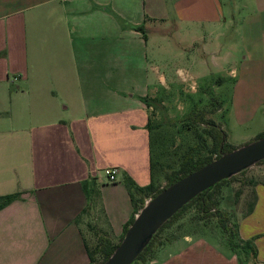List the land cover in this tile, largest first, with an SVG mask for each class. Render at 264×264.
Here are the masks:
<instances>
[{"label": "crops", "instance_id": "0c3cea01", "mask_svg": "<svg viewBox=\"0 0 264 264\" xmlns=\"http://www.w3.org/2000/svg\"><path fill=\"white\" fill-rule=\"evenodd\" d=\"M163 7L160 0H0V195L18 193L0 208V264H88L85 235L73 219L88 206L92 185L102 217L94 218L89 204L84 221L112 242L119 238L132 206L117 178L149 181L150 77L171 87L156 66L146 67L147 36L134 27L162 19L154 13ZM171 9L184 52L197 46L201 63L209 59L213 67L233 45L230 32L221 45L224 30L234 31L223 12L259 13L264 28V0H173ZM255 62L259 71L239 72L233 91L250 85L264 93V55ZM179 73L180 82L182 73L193 84L198 78ZM214 82L223 83L220 76ZM259 99L239 102L240 112L247 106L253 113L264 94ZM107 167L116 170L113 182L105 181ZM256 189L237 233L253 238L264 264V186ZM179 222L164 229L149 260L136 264H237L233 252L181 231Z\"/></svg>", "mask_w": 264, "mask_h": 264}, {"label": "rangeland", "instance_id": "374dc122", "mask_svg": "<svg viewBox=\"0 0 264 264\" xmlns=\"http://www.w3.org/2000/svg\"><path fill=\"white\" fill-rule=\"evenodd\" d=\"M160 1L164 7L161 10L158 9L154 14L162 19L147 20L143 33L147 36L146 67L148 68L150 64L156 66V70L171 80L170 89L164 90L163 86L156 81L157 78L151 76L155 85V91L151 94L155 98L148 100L151 106L149 110L152 130L151 157L155 163L152 175L155 184L163 186L165 184L163 173L177 168L182 154L188 147H194L203 139L208 146L210 145V139L204 132L203 124L191 123L190 128L184 124L188 121L187 114L192 110L218 108L212 113L206 114L205 117L211 118L220 126L224 132L225 142L234 147L253 140L256 134L264 128V104L255 109L253 113L250 110V115L249 112L246 114L249 107L246 106L243 109V115L239 109V102L242 103V100L249 105L260 100L259 98L264 93L255 91V88L250 85H242L241 87L244 88L242 91L232 90V84L239 78V72L242 73L249 68L254 72L259 71L255 60L264 55V28L260 27L261 22L257 19L259 13L244 10L234 13L223 12V16L231 20L230 23L234 31H231L230 28L224 30V34L221 36V45L223 46L224 37L228 35V32L231 33V36L234 35L231 39L233 45L230 53L215 61L218 65L213 67L210 65L209 59H205L204 64L201 63L197 46L194 49L186 48L184 52L181 23L176 20L175 12L171 9L173 0ZM165 28L168 31L163 33ZM205 30L208 31V27ZM220 48L222 47L220 46ZM231 67H235L233 75L227 73ZM183 69H187L193 77L198 75L194 84L193 79L183 73V81L180 82L179 72ZM253 74L256 77L262 76L261 72ZM218 76L223 81L220 85H216L214 82ZM126 79L130 80L131 78L127 77ZM239 97H242L240 101ZM197 154L205 155L207 150H200ZM197 154L195 153V155ZM117 180L122 181L118 178ZM251 181L255 184L253 185ZM257 185L264 186V161L248 167L241 176L219 188L218 205L215 208L225 213L226 223L231 230L233 223L236 222L238 225L242 217L241 214L246 210L247 202L251 199L252 188L256 196ZM98 187L101 186L98 185ZM98 196L100 195L98 194L96 197L98 198ZM94 198L91 202L93 215L94 218L96 216V219H101L102 211L98 205H95ZM212 213L203 215L197 211L195 205H191L175 222L180 221L177 227L181 231L202 234L209 241L227 251L229 250L226 244L227 234L221 230ZM82 219L80 223L82 231L85 238L91 243L93 233L86 225L87 220L84 221V217ZM189 220L190 223L187 222ZM162 233L164 234V230Z\"/></svg>", "mask_w": 264, "mask_h": 264}, {"label": "trees", "instance_id": "16d2710c", "mask_svg": "<svg viewBox=\"0 0 264 264\" xmlns=\"http://www.w3.org/2000/svg\"><path fill=\"white\" fill-rule=\"evenodd\" d=\"M135 30L140 31L143 34L142 27L140 25H137L134 27ZM144 37V35H142ZM219 107V106H218ZM218 108L214 109L217 110ZM213 109H195L192 110L187 114V122L184 124L187 128L191 127V123H200L205 126L204 132L207 134V136L210 139V145L208 146L204 139L201 140L199 144L195 145L194 147H188V149L185 151L184 154H182L180 161L178 162V166L176 169L169 170L163 173L165 185L175 181L176 179L180 178L181 176L189 173L190 171L200 167L206 162H209L212 158H215L219 155V151H228L234 146L229 145L225 142V136L224 132L220 128L219 125H217L211 118L205 117L206 114H210L214 111ZM146 126L150 130L149 135V181L144 186H138L136 185L132 179H130L127 175H124L122 177V182L127 190L128 198L130 201V204L132 206V212L130 217L124 222L122 226V231L117 239L116 242H112L108 236L103 234H98L92 227V225L89 222H86L87 227L92 231L93 233V240L90 243L83 235V245L84 249L88 258V264H98L105 260L108 255L111 253L115 245L120 241L122 238L127 226L131 223L134 214L137 212V210L141 207L143 201L153 196L155 193H157L161 187L158 186L154 182V178L152 175V168L154 167V161L151 157V125L149 120L146 123ZM264 136V130L256 134L254 138H258ZM207 150V154H197L200 150ZM195 153L197 155H195ZM264 159L257 162V164L263 162ZM245 170L239 172L236 175L231 176L228 179L221 180L217 182L211 189L204 190L197 194L195 197H193L188 203L183 205L175 214H173L166 222H164L161 227L157 230V232L154 234V236L151 238L147 246L142 250V252L135 258V260L132 262V264H136L137 261H145L149 260L151 257V252L153 249L163 242V239L161 237L162 230L170 226L172 223L175 222L177 218L191 205H195L198 212H200L203 215H207L209 212H213L212 215H214L217 219L218 225L221 228L223 232L227 234L226 244L228 249L233 252L236 255L237 258V264H258V261L256 259V248L253 243V238L248 239H241L238 236L237 233V224L236 222L233 223V229L231 230L230 227H228L227 217L225 213L219 211L215 207L218 205V191L219 188L236 179L238 176H241ZM251 183L254 185L251 181ZM253 187V186H252ZM89 203L88 206L83 209L80 213H78L74 217L75 223H81L82 218L86 216L87 210L89 209L90 202L93 201V198L98 195L97 187L92 185L88 188V191L86 192ZM251 199L247 202L246 210L241 214V216H245L248 213L251 212L253 205L256 200V196L254 193V190L252 188L251 191ZM18 195L17 192L8 193L4 195H0V208L13 200ZM97 198V197H96ZM95 199V198H94ZM190 223L191 221H187Z\"/></svg>", "mask_w": 264, "mask_h": 264}, {"label": "water", "instance_id": "95a60500", "mask_svg": "<svg viewBox=\"0 0 264 264\" xmlns=\"http://www.w3.org/2000/svg\"><path fill=\"white\" fill-rule=\"evenodd\" d=\"M264 159V136L253 138L219 155L209 162L163 186L146 198L134 214L122 238L108 257L98 264H132L151 238L173 214L193 197L211 189Z\"/></svg>", "mask_w": 264, "mask_h": 264}, {"label": "built area", "instance_id": "2783aa9c", "mask_svg": "<svg viewBox=\"0 0 264 264\" xmlns=\"http://www.w3.org/2000/svg\"><path fill=\"white\" fill-rule=\"evenodd\" d=\"M102 172L106 182H113L115 180L116 170L114 168L107 167Z\"/></svg>", "mask_w": 264, "mask_h": 264}]
</instances>
